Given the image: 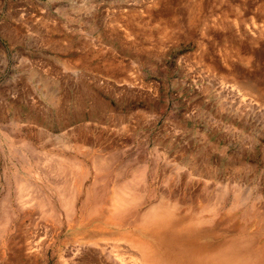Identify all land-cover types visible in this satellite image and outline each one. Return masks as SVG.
I'll use <instances>...</instances> for the list:
<instances>
[{
    "label": "rangeland",
    "instance_id": "1",
    "mask_svg": "<svg viewBox=\"0 0 264 264\" xmlns=\"http://www.w3.org/2000/svg\"><path fill=\"white\" fill-rule=\"evenodd\" d=\"M117 196L264 264V0H0V264L99 263L80 223Z\"/></svg>",
    "mask_w": 264,
    "mask_h": 264
},
{
    "label": "bare ground",
    "instance_id": "2",
    "mask_svg": "<svg viewBox=\"0 0 264 264\" xmlns=\"http://www.w3.org/2000/svg\"><path fill=\"white\" fill-rule=\"evenodd\" d=\"M26 173L23 172L13 177V182L15 181L18 186L25 184V186H19V191L17 190L20 202L25 201L23 200L25 188L30 187L37 192L39 188L37 183V185H34L27 182ZM120 200L121 198H118L117 203L112 206V215H109V217L103 216L93 219L86 217L82 224L80 223L84 228L80 237L88 239L89 244L96 248L93 254L95 258H91L95 262L100 264H140L131 257L125 256L126 251L124 250L125 253H122V249L129 248L140 251V245L141 247L151 245L165 252L170 257L168 263L171 264H239V260L241 261L242 258L244 259L248 256L254 258L253 264H259V257L257 255L254 257V252L246 247L249 242L241 239V230H236L234 233L237 234L236 236L232 235L227 240H224L221 238L222 232H219L220 235H218L212 227H210V230H206L202 220L175 216L170 209L164 214H157L150 221L137 223L135 218L131 220L130 217L117 215L118 205L121 204ZM122 204V206H125L124 203ZM123 225L126 228H123ZM142 236L146 240L151 238L154 243H141L140 237ZM210 238L211 240H208ZM240 239L241 241L238 242ZM147 241L149 242V240ZM252 246L254 245H249V247ZM229 249L232 252H224ZM156 256H158L157 253Z\"/></svg>",
    "mask_w": 264,
    "mask_h": 264
}]
</instances>
